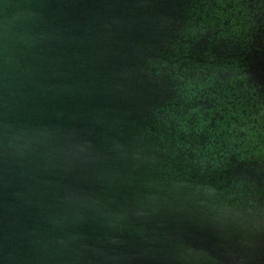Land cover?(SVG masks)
<instances>
[{
    "label": "water",
    "instance_id": "obj_1",
    "mask_svg": "<svg viewBox=\"0 0 264 264\" xmlns=\"http://www.w3.org/2000/svg\"><path fill=\"white\" fill-rule=\"evenodd\" d=\"M0 264H264V0H0Z\"/></svg>",
    "mask_w": 264,
    "mask_h": 264
}]
</instances>
